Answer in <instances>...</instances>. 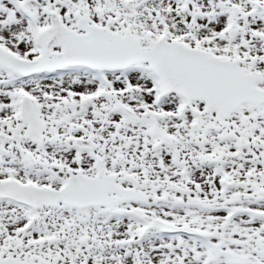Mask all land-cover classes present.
Returning <instances> with one entry per match:
<instances>
[{"label": "snow or ice", "instance_id": "snow-or-ice-1", "mask_svg": "<svg viewBox=\"0 0 264 264\" xmlns=\"http://www.w3.org/2000/svg\"><path fill=\"white\" fill-rule=\"evenodd\" d=\"M0 264H264V0H0Z\"/></svg>", "mask_w": 264, "mask_h": 264}]
</instances>
